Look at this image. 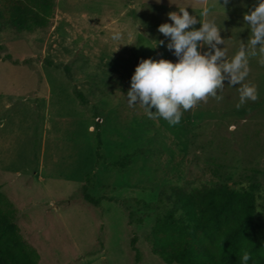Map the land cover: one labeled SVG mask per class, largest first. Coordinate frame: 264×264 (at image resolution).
Listing matches in <instances>:
<instances>
[{"label":"rangeland","instance_id":"374dc122","mask_svg":"<svg viewBox=\"0 0 264 264\" xmlns=\"http://www.w3.org/2000/svg\"><path fill=\"white\" fill-rule=\"evenodd\" d=\"M52 3L45 27L17 30L0 21V54L12 57L0 59V190L39 264H137L130 246L135 236L138 264H165L149 237L169 204L159 206V197L170 187L256 186L264 215V64L258 55H249L240 84L225 80L219 99L198 101L176 125L154 109L150 116L143 105L130 106L125 95L141 59H177L163 44L150 47L167 42L157 25L171 23L168 12L185 7L197 14L209 6L204 19L222 28L225 44L218 47L230 60L250 35L243 13L257 0ZM114 31L119 40L111 38ZM243 84L255 85L257 99L237 108ZM86 192L99 203L86 201Z\"/></svg>","mask_w":264,"mask_h":264},{"label":"trees","instance_id":"16d2710c","mask_svg":"<svg viewBox=\"0 0 264 264\" xmlns=\"http://www.w3.org/2000/svg\"><path fill=\"white\" fill-rule=\"evenodd\" d=\"M52 16V0H0V21L17 30L45 27ZM0 59L12 57L0 54ZM131 157H124L120 165L127 166ZM258 191L256 186L236 189L226 184L165 189L159 206L169 204L152 226V252L165 264H242L245 252L247 264H264V215L257 210ZM84 198L99 203L87 192ZM15 211L0 190V264H39L38 253L24 241L14 221ZM136 241L135 236L130 246L138 264Z\"/></svg>","mask_w":264,"mask_h":264},{"label":"clouds","instance_id":"9594fccd","mask_svg":"<svg viewBox=\"0 0 264 264\" xmlns=\"http://www.w3.org/2000/svg\"><path fill=\"white\" fill-rule=\"evenodd\" d=\"M227 3L228 0H224V4ZM209 11V6H205L197 14H190L185 7H178V12L167 13L171 23L157 25V31L168 40L166 43L155 40L150 47L163 44L177 59H141L134 68L130 87L125 94L130 106L139 103L150 116L154 109L170 126L176 125L181 120L182 112L198 101L206 100L209 96L219 99L218 90L223 88L225 80L230 85L240 84L248 74L249 55H258V63L264 64V0H257L249 11L243 13L250 35L246 41H241L230 60L225 59V48L218 47L225 44V39L220 35L222 28L214 20L204 19ZM197 23L198 28L191 27ZM120 37L119 31H114L111 36L113 40ZM201 45L207 47L201 51ZM238 91L237 108L246 100L257 99L254 84H243ZM240 259L242 264H247L248 253L245 252Z\"/></svg>","mask_w":264,"mask_h":264}]
</instances>
